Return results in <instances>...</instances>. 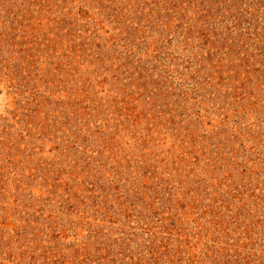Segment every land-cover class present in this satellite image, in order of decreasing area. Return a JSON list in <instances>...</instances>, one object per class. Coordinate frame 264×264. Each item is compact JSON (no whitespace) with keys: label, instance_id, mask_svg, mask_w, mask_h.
<instances>
[{"label":"rangeland","instance_id":"obj_1","mask_svg":"<svg viewBox=\"0 0 264 264\" xmlns=\"http://www.w3.org/2000/svg\"><path fill=\"white\" fill-rule=\"evenodd\" d=\"M0 264H264V0H0Z\"/></svg>","mask_w":264,"mask_h":264}]
</instances>
